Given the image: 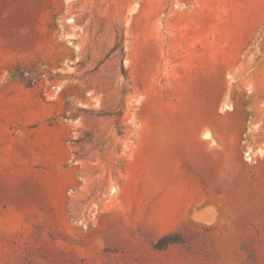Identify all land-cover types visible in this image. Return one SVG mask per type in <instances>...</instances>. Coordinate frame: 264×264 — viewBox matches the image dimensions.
I'll list each match as a JSON object with an SVG mask.
<instances>
[{"label": "rangeland", "instance_id": "374dc122", "mask_svg": "<svg viewBox=\"0 0 264 264\" xmlns=\"http://www.w3.org/2000/svg\"><path fill=\"white\" fill-rule=\"evenodd\" d=\"M263 151L264 0H0V264H264Z\"/></svg>", "mask_w": 264, "mask_h": 264}, {"label": "trees", "instance_id": "16d2710c", "mask_svg": "<svg viewBox=\"0 0 264 264\" xmlns=\"http://www.w3.org/2000/svg\"><path fill=\"white\" fill-rule=\"evenodd\" d=\"M179 234L167 235L155 244L156 250H164L172 244H182Z\"/></svg>", "mask_w": 264, "mask_h": 264}, {"label": "water", "instance_id": "95a60500", "mask_svg": "<svg viewBox=\"0 0 264 264\" xmlns=\"http://www.w3.org/2000/svg\"><path fill=\"white\" fill-rule=\"evenodd\" d=\"M204 208H205V207H204ZM203 221H204L205 225H207L208 223H210V222L212 221V219L208 218V219H205V220H203Z\"/></svg>", "mask_w": 264, "mask_h": 264}, {"label": "bare ground", "instance_id": "6f19581e", "mask_svg": "<svg viewBox=\"0 0 264 264\" xmlns=\"http://www.w3.org/2000/svg\"><path fill=\"white\" fill-rule=\"evenodd\" d=\"M226 110H231V108H230V107H227ZM208 137H209V136H208ZM263 154H264V151H263Z\"/></svg>", "mask_w": 264, "mask_h": 264}]
</instances>
